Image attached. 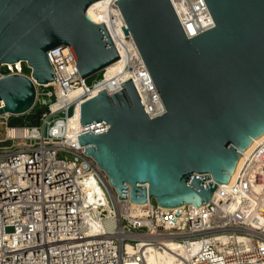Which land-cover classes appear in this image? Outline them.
I'll use <instances>...</instances> for the list:
<instances>
[{"label":"water","instance_id":"water-1","mask_svg":"<svg viewBox=\"0 0 264 264\" xmlns=\"http://www.w3.org/2000/svg\"><path fill=\"white\" fill-rule=\"evenodd\" d=\"M94 1L0 0V67L22 61L45 84L56 79L46 56L56 47L69 46L83 79L117 61L104 24L86 13ZM204 2L214 27L189 39L169 0L114 2L164 106L150 118L130 78L80 104L83 127L108 125L77 138L119 199L129 189L132 203L200 207L264 136V0ZM34 101L29 78H0V114Z\"/></svg>","mask_w":264,"mask_h":264},{"label":"built area","instance_id":"built-area-1","mask_svg":"<svg viewBox=\"0 0 264 264\" xmlns=\"http://www.w3.org/2000/svg\"><path fill=\"white\" fill-rule=\"evenodd\" d=\"M115 1L107 6L116 10L118 25L114 23L113 33L104 26L134 84L143 59L131 34L124 35L121 27L127 26ZM169 2L188 39L214 27L204 0ZM46 56L56 81L45 84L25 73L22 61L0 67V78H29L35 87L33 107L44 108L38 124L31 125L10 126L13 115L0 114L5 129L0 142L10 141L0 146V264H144L146 250L162 249L166 242L187 250L196 245L186 264H264V140L243 158L230 185H219L208 203L163 208L152 198L142 204V214L132 213L129 189L127 198L119 199L77 138L108 125L99 121L73 134L67 127L77 105L103 89L107 96L116 93L127 79H120L122 72L106 76L104 68L88 86L69 46ZM76 89L79 94L70 98ZM9 128H21L25 135L10 137ZM89 221L96 223L91 227Z\"/></svg>","mask_w":264,"mask_h":264},{"label":"bare ground","instance_id":"bare-ground-1","mask_svg":"<svg viewBox=\"0 0 264 264\" xmlns=\"http://www.w3.org/2000/svg\"><path fill=\"white\" fill-rule=\"evenodd\" d=\"M110 0H97L92 2L86 9L87 13L93 20V22L105 24L113 33V27L114 23H116V10H110L108 9L107 3ZM116 25H118L116 23ZM192 28H188V32L192 33ZM107 73L106 76H110L111 74H115L118 72H122L119 77L120 79H129L131 78V74L129 72H123V65L122 63L115 61L114 63L108 65L106 68ZM103 70L100 71L102 73ZM34 79V78H33ZM35 80V79H34ZM134 84L136 87V90L141 98V102L146 109L147 113L151 117L158 116L164 112V106L163 103L158 95L157 89L152 81V78L150 74L148 73L146 66L143 62V65L141 68L137 71V76L134 78ZM110 86V84H109ZM80 92V89H76L73 92L70 93V98L73 96L78 95ZM79 105L76 107V111L73 117L69 118L67 121V127L69 134H73L77 132L80 127L82 126L80 124V111H79ZM8 135L10 137H22L25 135V132L21 128H9L8 129ZM262 140H264V136L256 138L253 140V144L251 147L240 153L241 160L237 162V169L241 165L243 158L249 154L252 149L259 144ZM237 169L230 174L231 181L234 180L236 177ZM230 183L226 186L228 187ZM90 187L88 182H85V190H88ZM133 210L132 213L142 214V204L132 203ZM109 217V216H108ZM91 223V227L94 226V223L89 221ZM126 249L128 251H131L130 244L126 245ZM196 249V245H193L189 250H187L185 247L181 246L180 244L176 242H166L165 247L162 249H157L154 247H149L145 254H144V264H186V260H189L191 256L194 254Z\"/></svg>","mask_w":264,"mask_h":264},{"label":"rangeland","instance_id":"rangeland-1","mask_svg":"<svg viewBox=\"0 0 264 264\" xmlns=\"http://www.w3.org/2000/svg\"><path fill=\"white\" fill-rule=\"evenodd\" d=\"M2 71H4V68H2ZM23 71L25 73H29L30 69L26 66V64H23ZM101 76L100 71L87 77L85 79L86 84L89 86L91 85L95 80L99 79ZM44 110L42 106L39 104H36L29 112L17 115V116H11L9 119V125L10 126H21V125H31V124H38V117L41 114V112ZM4 126L0 125V139L4 137ZM10 141L6 142H0V146L2 145H9Z\"/></svg>","mask_w":264,"mask_h":264}]
</instances>
